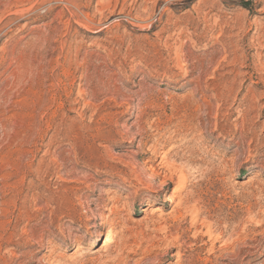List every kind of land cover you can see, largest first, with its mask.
Segmentation results:
<instances>
[{
  "label": "rangeland",
  "instance_id": "rangeland-1",
  "mask_svg": "<svg viewBox=\"0 0 264 264\" xmlns=\"http://www.w3.org/2000/svg\"><path fill=\"white\" fill-rule=\"evenodd\" d=\"M0 264H264V0H0Z\"/></svg>",
  "mask_w": 264,
  "mask_h": 264
},
{
  "label": "bare ground",
  "instance_id": "bare-ground-1",
  "mask_svg": "<svg viewBox=\"0 0 264 264\" xmlns=\"http://www.w3.org/2000/svg\"><path fill=\"white\" fill-rule=\"evenodd\" d=\"M168 168V167H167ZM185 171H184V169H181L180 171H179V173H177V179H178V181H179V183L175 186V188L173 189L174 190V192H178V191H180L181 190V184H182V182H184V179H185ZM104 228H106V221H104V223H103V225H102V227H101V229L98 231V233H97V240H99V236L103 233V229Z\"/></svg>",
  "mask_w": 264,
  "mask_h": 264
}]
</instances>
